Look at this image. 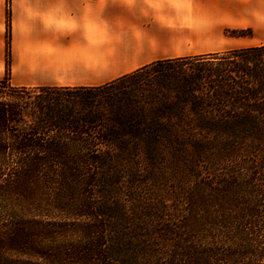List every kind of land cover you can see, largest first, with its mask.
Returning a JSON list of instances; mask_svg holds the SVG:
<instances>
[{
	"label": "trees",
	"instance_id": "1",
	"mask_svg": "<svg viewBox=\"0 0 264 264\" xmlns=\"http://www.w3.org/2000/svg\"><path fill=\"white\" fill-rule=\"evenodd\" d=\"M164 63L190 112L0 101V264H261L264 44Z\"/></svg>",
	"mask_w": 264,
	"mask_h": 264
},
{
	"label": "crops",
	"instance_id": "2",
	"mask_svg": "<svg viewBox=\"0 0 264 264\" xmlns=\"http://www.w3.org/2000/svg\"><path fill=\"white\" fill-rule=\"evenodd\" d=\"M8 41L12 86L98 87L159 61L264 44V0H0V80Z\"/></svg>",
	"mask_w": 264,
	"mask_h": 264
},
{
	"label": "rangeland",
	"instance_id": "3",
	"mask_svg": "<svg viewBox=\"0 0 264 264\" xmlns=\"http://www.w3.org/2000/svg\"><path fill=\"white\" fill-rule=\"evenodd\" d=\"M241 32L250 34L251 31ZM181 70L177 63L158 64L101 88L64 93L73 95L75 101L80 98V103L92 107L105 116L116 111H136L140 108L151 111L167 110L166 108L169 107L170 110L177 112H190L192 106L189 101L178 97L181 91L178 74ZM45 93L40 88L30 87L19 90L0 84V101L23 106L27 121L34 118L39 97L45 96L47 99L48 94ZM61 95H64L63 92ZM41 193L37 196L38 199H41ZM261 264H264V260Z\"/></svg>",
	"mask_w": 264,
	"mask_h": 264
}]
</instances>
